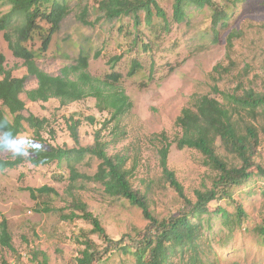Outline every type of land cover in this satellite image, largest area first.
Here are the masks:
<instances>
[{"label":"rangeland","instance_id":"1","mask_svg":"<svg viewBox=\"0 0 264 264\" xmlns=\"http://www.w3.org/2000/svg\"><path fill=\"white\" fill-rule=\"evenodd\" d=\"M101 1L66 0L71 11L49 49L37 60L53 77L48 102L28 99L26 91L37 88L38 80L29 73L24 60L13 54L4 31H0L6 68L15 76L28 75L26 91L21 94L26 102L24 114L49 119L41 137L26 122L12 147L0 151V158H11L21 148L27 154L34 146L94 144L96 130L113 111L112 107L103 108L104 100L99 107V97L94 94L124 92L129 108L118 126L116 121L108 122L101 136L111 142L110 154L128 156L127 166L134 167L133 186L147 196L153 215L158 219L176 216L183 201L164 178L159 148L180 135L177 118L194 95L210 94L222 100L223 96L213 90L216 84L221 90L242 84L264 93V0H240L229 8L227 24L216 26V32L208 7L192 6L178 22L174 19L175 0H157L164 16L156 9L150 16L141 11L136 26L130 16L108 18L99 7ZM10 9L9 3L0 4L1 14ZM19 23L21 18H16L12 27ZM42 25L43 30L48 26L45 22ZM233 31L239 36L229 47L228 36ZM41 44L37 32L28 43L37 52ZM81 55L86 57L85 63ZM111 73L120 79H110ZM72 114L92 115L96 120L82 119L78 143L68 127L67 117ZM253 122L261 131L257 161L264 165V117ZM219 151L232 159L220 145ZM204 160L195 148L179 149L175 142L170 149L169 166L191 199L196 198L197 189L209 188L216 175ZM100 162L91 155L74 162L77 172L83 174L75 180L67 160L35 165L27 159L17 167L0 170V223L6 219L13 236V248L0 243V264H37L43 253L49 264H77L84 248L82 235L93 225L81 216L66 217L74 210L81 214L73 207L74 200L87 203L110 237L143 236L150 221L142 209L127 198L110 195L93 179ZM44 185L53 187L57 194H37L34 198L28 189ZM239 208L244 212L241 216ZM190 222L201 227L198 247L185 249L182 257H174L173 264H264V235L260 232L264 177L252 174L232 190L230 197L213 200L206 209L191 215ZM90 236L103 244L98 233ZM100 264L137 263L134 255L117 251Z\"/></svg>","mask_w":264,"mask_h":264},{"label":"trees","instance_id":"2","mask_svg":"<svg viewBox=\"0 0 264 264\" xmlns=\"http://www.w3.org/2000/svg\"><path fill=\"white\" fill-rule=\"evenodd\" d=\"M239 1L223 0L222 3L218 0H175L174 19L178 22L183 21L188 8L192 6L208 7L212 11L211 18L216 32V26L227 24L230 17L229 8L237 5ZM1 3H9L11 9L6 13L0 12V31H4V37L13 54L24 60L29 73L34 75L39 83L37 88L26 91L28 75L15 76L11 69L6 68L7 57L0 51V102L3 106L0 107V151H3L12 147L14 141L23 132L26 122L34 128L39 137L44 126L49 122L48 118H40L33 113L26 116L24 114L26 102L21 94L26 91L31 101H49V82L53 77L39 67L37 60L49 49L53 36L60 30L63 20L71 9L66 0H0ZM99 7L105 11L108 18L132 17L136 26L140 24L141 11H145L149 16L153 13V9H156L160 15L165 14L157 0H102ZM16 18H21V23L12 27ZM83 19L85 23H89L86 18ZM42 22L48 25L44 30ZM36 32L42 39L38 52L28 45L34 39ZM238 36L239 33L236 31L230 33L229 47L233 46L234 39ZM80 58L83 63L87 60L82 55ZM219 67L220 65L215 69ZM109 78L120 79L118 74L114 73H111ZM213 90L223 96L222 100L210 94L194 95L177 118L176 123L181 133L175 139L179 149L195 148L205 156V164L216 171L212 185L206 189H197L196 198L191 199L176 172L169 166V153L175 142H171L166 137L168 141L159 148L164 178L183 201V206L176 216L158 219L153 215L147 196L133 186L134 167L127 166L128 156L122 153L110 154L108 148L111 142L103 140L101 136L107 123L116 121L118 126L125 109L129 108L128 97L124 92L94 94L99 97V107L104 100L106 105H103V108H113L111 117L104 120L103 126L96 130L94 144L72 148L53 145L48 148L34 146L27 151V154L21 148L11 158H0V170L17 167L27 159L35 165L67 160L71 169V178L75 180L83 174L77 172L74 162L81 161L86 155L97 157L101 162L93 179L101 182L110 195L127 198L132 204L140 207L150 223L142 237L128 234L120 239H114L109 236L101 220L88 210L87 203L74 200L73 207L81 211V214L74 210L66 217L81 216L93 225L89 232L82 235L84 238L81 243L84 248L77 258V264H100L117 251L134 255L137 264H173L174 257L177 255L182 257L185 249L196 250L198 247L197 239L201 227L190 222L191 215L206 209L213 200L230 197L232 190L243 185L252 174L257 173L264 177V165L257 161L261 131L253 122L259 117H264V93L242 84L231 90H221L216 84ZM79 115L72 114L67 117L69 130L77 143L82 119L86 117L91 123H96L92 115ZM219 145L232 155V159L222 155ZM30 152H33L32 156L29 155ZM28 189L34 198L37 194H57V191L48 185ZM243 213L239 208V216ZM260 232L264 235V223L260 227ZM91 233H98L104 241L103 244H98L90 236ZM12 238L5 219L0 223V243L13 248ZM37 264H49L48 256L43 253V258L38 260Z\"/></svg>","mask_w":264,"mask_h":264}]
</instances>
